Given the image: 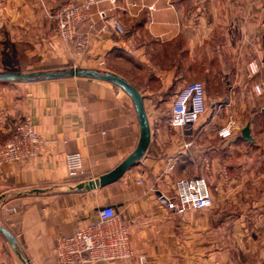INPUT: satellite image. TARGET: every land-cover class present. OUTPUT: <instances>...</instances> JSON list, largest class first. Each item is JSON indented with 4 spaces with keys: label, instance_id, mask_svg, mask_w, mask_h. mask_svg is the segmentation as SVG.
I'll list each match as a JSON object with an SVG mask.
<instances>
[{
    "label": "crops",
    "instance_id": "crops-1",
    "mask_svg": "<svg viewBox=\"0 0 264 264\" xmlns=\"http://www.w3.org/2000/svg\"><path fill=\"white\" fill-rule=\"evenodd\" d=\"M88 2L75 37H58L48 12ZM65 68L112 72L139 90L150 142L119 180L74 189L136 150L141 128L131 97L87 77L0 81V143L26 119L47 142L35 158L0 165V225L18 247L0 231V264H58L57 238L105 206L129 227L133 256L98 264H141L140 256L148 264H264V92L253 90L264 82V0H0V73ZM194 81L219 104L193 130L173 128V100ZM231 118L233 136L223 139ZM247 125L252 141L242 136ZM213 134L219 141L203 142ZM71 152L83 157L72 177ZM195 177L209 181L213 205L168 209L176 181Z\"/></svg>",
    "mask_w": 264,
    "mask_h": 264
},
{
    "label": "built area",
    "instance_id": "built-area-1",
    "mask_svg": "<svg viewBox=\"0 0 264 264\" xmlns=\"http://www.w3.org/2000/svg\"><path fill=\"white\" fill-rule=\"evenodd\" d=\"M90 2L82 5L66 3L48 12L53 32L60 38L71 40L75 37L80 23L86 19ZM101 17L106 19L105 12ZM120 34L124 28L117 22L106 20ZM253 70V68H251ZM254 71V70H253ZM256 95L264 92V82L253 88ZM208 110L207 91L201 81L188 83L175 96L171 106L170 125L176 129L193 130ZM235 121L231 118L219 130V136L228 139L233 136ZM47 142L37 133L29 119L18 125L11 138L0 143V165L15 163L41 155ZM69 175L77 176L83 167V157L79 152L65 155ZM173 166H170L172 169ZM168 209L176 213L187 210H201L213 205V191L204 177L179 179L175 192L165 197ZM16 211L15 207L10 208ZM130 231L126 223L120 221L112 206H105L96 219L82 226L71 235L57 238L55 255L58 264H98L128 259L133 256ZM141 264H148L144 256L139 257Z\"/></svg>",
    "mask_w": 264,
    "mask_h": 264
},
{
    "label": "water",
    "instance_id": "water-1",
    "mask_svg": "<svg viewBox=\"0 0 264 264\" xmlns=\"http://www.w3.org/2000/svg\"><path fill=\"white\" fill-rule=\"evenodd\" d=\"M67 77H87L94 78L103 81H107L120 87L125 91L132 99L136 108L138 118L140 121L141 138L136 150L127 157L119 166L113 169L111 172L102 175L96 179H91L85 183H79L74 189L81 190L83 188L91 190L100 186H105L119 180L124 173L129 170L133 165L140 161L150 142L151 131L147 113L144 107L143 96L139 90L131 85L126 79L117 74L107 71L78 69V68H65L59 70H41L35 72H24V73H0V81H39L49 79H60ZM242 136L247 141H252L250 134V127L247 125L243 131ZM0 231L7 238L10 245L18 252L17 240L13 234L6 228L0 225Z\"/></svg>",
    "mask_w": 264,
    "mask_h": 264
},
{
    "label": "rangeland",
    "instance_id": "rangeland-1",
    "mask_svg": "<svg viewBox=\"0 0 264 264\" xmlns=\"http://www.w3.org/2000/svg\"><path fill=\"white\" fill-rule=\"evenodd\" d=\"M31 72H33V71H31ZM206 90H207V99H208V112H210L211 111V105H213V107H216L217 104H219V102L214 100V99H216V94H215L216 92L214 90H212L210 87H206ZM208 112H207V115H208ZM224 119L225 118H220L219 121L224 120ZM217 138H218V136H217ZM217 138L215 137V134L211 135V138L204 136L203 142L208 143V142L212 141V143H215V142L219 141V139L217 140Z\"/></svg>",
    "mask_w": 264,
    "mask_h": 264
}]
</instances>
